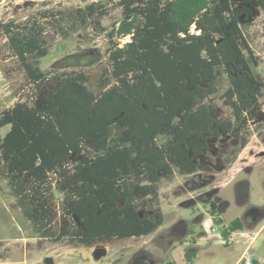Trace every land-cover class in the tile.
Instances as JSON below:
<instances>
[{"label": "trees", "instance_id": "1", "mask_svg": "<svg viewBox=\"0 0 264 264\" xmlns=\"http://www.w3.org/2000/svg\"><path fill=\"white\" fill-rule=\"evenodd\" d=\"M107 2L122 17L107 33L104 60L95 53L97 63L89 71L48 73L39 62L54 36L69 35L72 23L103 30L106 3L66 14L46 10L4 26L6 50L28 83L36 91L45 87L41 107L20 102L0 112V130L9 126L0 138V168L24 219L37 237L53 243L74 239L90 248L156 231L160 214L154 222L139 221L131 199L119 207L122 179L140 176L162 157L153 146V129L190 112L200 95L216 90L230 72L225 66L242 70L230 78L229 96L236 98L239 116L248 112L243 126L257 113L259 89L251 74L257 62L242 27L252 7L264 10V0ZM187 82L193 91L183 94ZM214 224L223 225V237L244 229L239 218Z\"/></svg>", "mask_w": 264, "mask_h": 264}, {"label": "rangeland", "instance_id": "2", "mask_svg": "<svg viewBox=\"0 0 264 264\" xmlns=\"http://www.w3.org/2000/svg\"><path fill=\"white\" fill-rule=\"evenodd\" d=\"M97 2L106 3L107 12L100 20L103 30L94 25L72 23L73 30L66 38L61 35L54 36L48 55L39 62L41 70L48 73L92 70L97 63L94 55L92 56L95 53H98L97 58L104 60L108 48L107 33L112 23L121 19L120 8L107 4V0H0V112L20 102L41 107L45 87L42 85L41 90L36 91L28 83L24 72L17 66L18 62L6 50L4 26L10 22L21 24L32 17L38 18L42 11H61L66 14ZM242 31L257 58L258 68L254 72L263 83L259 115L264 116V10L254 8L253 17L242 27ZM5 71L10 73L6 75ZM219 106L225 114L229 112L228 107H223L220 103ZM254 124L243 133L245 147L240 150L228 171L220 173L214 184L217 188L216 196L229 204L222 214L225 224L236 218L242 219L251 209L261 211L255 219L246 221L244 230L256 232L261 229L248 255L252 260L263 263L264 122ZM8 129L9 126H6L0 130V138ZM85 154L91 152L87 149ZM184 182L183 178L173 179V190L161 201L164 204L165 221L157 231L148 236L109 243L98 249L79 245L74 239L53 243L37 237L16 205L0 168V264H46L47 259H51L52 264H235L246 247L243 239L238 243L223 245L218 232L210 235L194 234V243H189L191 241L188 237L189 242H186V238L180 235H169V227L179 219L186 220L191 213V209L180 206L187 197L186 193H178L183 188H187V192H195V195L207 190H194L192 184H189L188 189ZM242 183L245 184V193L240 196L238 187ZM166 186L170 188L169 185H165V188ZM242 199L244 202H241ZM204 221L205 228L211 224L210 215L205 214ZM95 252L99 253L98 257ZM141 253L149 254L148 259L151 262L138 260L137 256ZM186 254L191 257L189 261Z\"/></svg>", "mask_w": 264, "mask_h": 264}, {"label": "flooded vegetation", "instance_id": "3", "mask_svg": "<svg viewBox=\"0 0 264 264\" xmlns=\"http://www.w3.org/2000/svg\"><path fill=\"white\" fill-rule=\"evenodd\" d=\"M254 8H251L252 13ZM250 49L253 51L251 47ZM245 53L247 55V51ZM93 55L95 56V54ZM253 56L257 62L254 52ZM227 67L230 74H225L223 80L221 78V81L216 82V84L218 83L215 86L216 90L212 93L200 95L190 112L182 116L177 114L175 117H169L164 128L155 127L153 129V146L157 153L162 154V157L153 161L154 165L147 166L140 176L126 175L122 179L123 183L120 185L119 192H117V203L120 208L126 206L127 199L134 202L133 206L136 207L135 213L139 221L152 219L154 222L156 215L160 214L163 222L156 229L157 231L165 221L164 204L161 201L173 190L171 184L174 178H183L186 182L183 184L188 185V189H190L189 184H192L191 187L194 190L207 189L203 193L198 192L197 195L194 194L195 192H187V188H183L178 193L179 195L186 193L187 197L180 206L191 209V213L186 220L179 219L169 227V235H180V237L186 238V242H189L188 238L190 241L194 239L195 242L194 234L208 235L207 226L204 228L205 214L210 215L211 223L214 226L218 225L214 224V219H223L222 214L229 204L216 196L217 188L214 182L218 180L220 173L228 171L240 150L245 147L243 133L247 132L255 122H264V116L259 115L263 83L254 72L258 68V62L251 67V74L259 89L257 113L253 119L247 120L245 126H243L242 120L244 117L248 118V112L245 111L239 116L235 110L236 98L229 96V87L232 84L230 78L238 77L242 74V70H235L234 65L225 66V68ZM200 84L203 90H208L207 84ZM182 91H187L185 94H189L193 91V86H189L187 82ZM219 103L223 107H228L229 112L225 114ZM128 181H131L132 185ZM165 185H169L170 188L168 189V186L165 188ZM244 189L245 184H240L238 187L240 196L245 193ZM241 202L244 200L242 199ZM260 214L259 209H251L246 212L241 221L245 225L246 221L249 222ZM220 226L223 227L222 224ZM105 245L107 244H96L93 247L99 249ZM148 256L149 254L141 253L137 259H143L146 263L149 261Z\"/></svg>", "mask_w": 264, "mask_h": 264}, {"label": "built area", "instance_id": "4", "mask_svg": "<svg viewBox=\"0 0 264 264\" xmlns=\"http://www.w3.org/2000/svg\"><path fill=\"white\" fill-rule=\"evenodd\" d=\"M221 229H222V226L220 225L214 226L211 223L210 225L206 227V232L208 235H210L213 232H218L219 235L221 236L220 240L223 243V245L238 243L239 240L243 239L244 243L246 244V247H245V251L242 254L238 264H253V260L249 257L248 251L251 249V246L253 245L254 241L256 240L259 233L261 232V229L257 230L256 232H250L244 229L232 231L225 237L221 235ZM259 263L264 264L262 262H259Z\"/></svg>", "mask_w": 264, "mask_h": 264}, {"label": "water", "instance_id": "5", "mask_svg": "<svg viewBox=\"0 0 264 264\" xmlns=\"http://www.w3.org/2000/svg\"><path fill=\"white\" fill-rule=\"evenodd\" d=\"M186 92H187V91H182L183 94H185ZM95 255H96V257H98V256H99V253L95 252ZM46 264H52L51 259H47V260H46Z\"/></svg>", "mask_w": 264, "mask_h": 264}, {"label": "crops", "instance_id": "6", "mask_svg": "<svg viewBox=\"0 0 264 264\" xmlns=\"http://www.w3.org/2000/svg\"><path fill=\"white\" fill-rule=\"evenodd\" d=\"M244 251H245V249L243 250V252L240 254V256L238 257V259H237V261L235 262V264H238L239 263V260H240V258H241V256H242V254L244 253ZM264 263V262H263Z\"/></svg>", "mask_w": 264, "mask_h": 264}]
</instances>
